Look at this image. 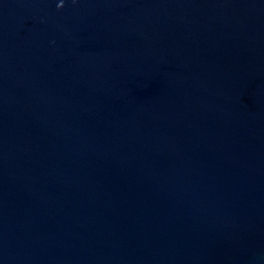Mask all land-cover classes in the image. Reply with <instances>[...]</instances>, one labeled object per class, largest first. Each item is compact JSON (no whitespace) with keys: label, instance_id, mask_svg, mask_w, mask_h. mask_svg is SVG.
Here are the masks:
<instances>
[{"label":"water","instance_id":"water-1","mask_svg":"<svg viewBox=\"0 0 264 264\" xmlns=\"http://www.w3.org/2000/svg\"><path fill=\"white\" fill-rule=\"evenodd\" d=\"M0 264H264V0H0Z\"/></svg>","mask_w":264,"mask_h":264}]
</instances>
